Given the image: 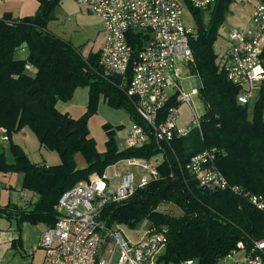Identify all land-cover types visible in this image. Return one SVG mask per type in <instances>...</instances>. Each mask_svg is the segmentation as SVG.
<instances>
[{"label": "trees", "instance_id": "trees-1", "mask_svg": "<svg viewBox=\"0 0 264 264\" xmlns=\"http://www.w3.org/2000/svg\"><path fill=\"white\" fill-rule=\"evenodd\" d=\"M37 1L39 7L33 16L15 18L5 13L0 17V127L8 132L14 160L9 163L2 152L0 174L22 175L21 189L37 196L29 209L10 203L0 206V218L16 220L18 232L26 223L54 227L59 218L56 206L68 190L88 183L94 175L102 177L122 161L150 162L161 156L162 161L156 166L158 180L138 188L128 200L102 210L98 221L106 229L135 230L147 221L149 231H164L168 243L157 264H220L240 251L239 243L249 253L264 240V211L250 201L251 196L264 201L263 93L250 114L249 104H239L241 90L219 68L215 51L221 27L235 0H217L207 12L187 7L196 24L204 27L205 37L197 29L198 38L191 41L195 59L191 73L199 77L198 96L206 110L199 119L200 129L170 143L155 140L127 94L134 63L142 50V35L129 36L132 58L126 75H111L99 64L100 52L84 56L71 41L49 30L62 0ZM24 51L27 56L17 58ZM80 88H88L89 103L86 113L73 119L57 105L70 102ZM102 98L114 109L126 111L132 123L144 127L150 133L149 142L140 148L121 149L115 137L116 130L124 127L114 129L104 124L108 139L105 151L99 152L90 137L88 123ZM180 105L173 97L162 117ZM24 129L33 132L42 148L57 153L60 164L33 163L12 140ZM212 150L213 167L228 182L227 190L202 187L186 170L193 156ZM78 155L83 157L84 167L76 161ZM232 187L238 192H233ZM163 205L175 206L182 215L159 211ZM17 244L22 245L21 237L12 241V247Z\"/></svg>", "mask_w": 264, "mask_h": 264}, {"label": "built area", "instance_id": "built-area-1", "mask_svg": "<svg viewBox=\"0 0 264 264\" xmlns=\"http://www.w3.org/2000/svg\"><path fill=\"white\" fill-rule=\"evenodd\" d=\"M87 7L103 25L105 43L100 50L99 64L111 75L124 77L129 69L132 49L129 36L142 35V50L133 66L127 94L134 101L139 117L145 122L158 143H170L200 129V120L191 126L180 124V106L191 104L192 96L199 95L200 80L192 74L191 94L180 86L179 63L191 69L195 65L191 41L198 35L184 26V7L207 12L217 0H73ZM228 44L219 56L218 66L228 80L240 88L238 102L248 105L257 91L264 97V0H257L246 30H232ZM173 97L181 103L172 107L164 117L162 111ZM150 133L136 123L126 131L128 148H140L149 142ZM0 140L9 142L6 129L0 127ZM215 151L193 156L186 170L199 184L209 190H227L228 182L213 167ZM139 168L140 174L128 171L116 175L114 182L105 173L94 175L88 183H80L65 192L56 206L58 221L46 228L39 247L44 251L42 264H157L168 243L164 231H148L138 241H128L120 228L106 229L99 220L102 210L109 204L131 198L138 188L159 179L156 166L142 160L126 161ZM233 192H238L232 187ZM252 205L264 211L261 197L251 196ZM239 252L244 256L239 264H264V240L257 242L249 253L242 243ZM104 250L106 260L100 257ZM233 254L232 256H234ZM231 257V256H230ZM182 264H196L186 261Z\"/></svg>", "mask_w": 264, "mask_h": 264}, {"label": "rangeland", "instance_id": "rangeland-1", "mask_svg": "<svg viewBox=\"0 0 264 264\" xmlns=\"http://www.w3.org/2000/svg\"><path fill=\"white\" fill-rule=\"evenodd\" d=\"M241 2L242 0H235V3L231 5L232 13L228 15V18H226L221 27L219 39L215 43V51L218 56L223 55L225 52V48L228 44L227 34L229 30L238 29L243 31L247 29L241 27L244 26V23H246L248 19L247 7L244 8ZM61 7L62 9H60ZM208 17L209 13H206L205 22H207ZM182 22L185 27L197 33V24L187 7L183 8ZM102 26L101 20L91 14L87 7L79 6L73 0H62L56 12V19L50 23L49 28L51 31L54 30V32H65L66 36L75 42V46L80 48L81 52L84 53L86 50L94 48L99 44ZM20 57L21 54L18 53L17 58ZM179 67L182 71L180 86L185 94H191L192 85L190 83V78L192 73L189 68L183 64L179 63ZM259 98L258 92L255 91L254 97L249 104L250 114L252 113L255 102H257ZM191 100V104H183L179 108L181 114L180 124L182 126H192L194 120L197 119V121H199L201 116L205 113L206 105L199 96H192ZM88 103V88H80L76 90L70 102H59L58 109L67 113L73 119H78L86 113ZM104 124H109L114 129L119 126L124 127L122 131L116 130L115 139L121 149L126 148L125 134L132 125L130 116L124 110H117L109 106L102 98L98 102L97 113L88 123L90 137L96 141L97 149L101 153L105 151V143L108 139L103 128ZM26 134L27 137L23 147L26 152H28L32 162L36 161L40 162V165H46L52 155L59 158L57 153L42 148L33 132L27 130ZM9 148L10 145L8 142H2L0 140V153H6L7 161L13 163V156ZM77 161L80 167L85 166V161L82 156L78 155ZM161 161L162 157L158 156L152 159L150 163L153 166H157ZM49 162L51 164L52 158ZM139 170V168L130 167L126 161H122L110 167L106 172L111 180L116 183L118 182L116 175L134 171L136 175L139 176ZM21 182L22 175L0 174V203L2 207L8 204L9 200L13 201V199L20 198ZM9 186H12V188L9 189ZM25 203L24 209H29L30 205H32L30 200L25 201ZM159 211L176 217L182 215V211L173 205H163L160 207ZM148 226L149 223L144 221L135 230H130L126 227H121L119 230L128 241L135 242L145 236V233L149 231ZM44 231V225L26 223L22 225L21 231L18 232L16 220L8 221L4 218H0V264H42L44 251L39 245ZM19 237H21L22 245L18 246L17 244L15 247H12V242L9 240L18 239ZM103 251L102 249L100 250V257L106 260L103 258ZM243 258V254L238 252L234 256L222 260L220 264H239Z\"/></svg>", "mask_w": 264, "mask_h": 264}, {"label": "crops", "instance_id": "crops-1", "mask_svg": "<svg viewBox=\"0 0 264 264\" xmlns=\"http://www.w3.org/2000/svg\"><path fill=\"white\" fill-rule=\"evenodd\" d=\"M256 2H257V0H246V1L242 0V2H241V5L244 8L247 7V16H248V19L246 20V23H244V26H241V27H243V29L244 28L246 29L251 25V19H252V15L254 12V8L256 6ZM234 3H235V1H234ZM38 7H39V3L37 0H0V17H2L5 13H10L15 18H23V17H27V16H33L37 12ZM60 9H62V7ZM57 10H56V12H57ZM230 13H232V9L230 10ZM49 27H50V24L48 25V28ZM49 30H50V28H49ZM232 30H238V29H232ZM232 30H229V32ZM51 32L54 33L55 35H57L58 37L64 39V40L71 41L75 45V42H73V40L71 38L66 36L65 32H61V31L60 32H54V30H52ZM229 32H228V34H229ZM228 34H227V36H228ZM99 39H100L99 44L96 45V47H94V48H90V49L86 50L83 53L84 56H87L88 54H90L92 52L93 53L100 52V50L102 49V47L105 43V35L103 32V26L101 28V35H100ZM20 54H21L20 58H25L27 56V53L25 51L21 52ZM57 108H58V105H57ZM61 112H63V111H61ZM63 113H65V112H63ZM27 130L28 129H24L21 132H19L18 134L13 135L12 140L15 144L19 145L25 151V153L29 156L28 152H26L25 148L23 147L24 141L27 137V134H26ZM6 158H7V156H6ZM51 158H52V162L50 164L49 161L51 160ZM51 158H49V161L47 160L48 162H47L46 166H56V165L60 164L61 161L59 158H57L53 155ZM76 161H77V156H76ZM33 163L40 164V162H36V161H34ZM10 188H12V186H9V189ZM28 200H30L31 204H33L37 200V196L31 192H28V191L21 189L20 198L13 199V201L9 200L8 203L14 204V205L18 206L19 208L24 209V207L26 205L25 201H28ZM0 206H1V203H0ZM45 229H46V226H44V230ZM13 240H15V239H13ZM13 240L10 239L9 241L12 242Z\"/></svg>", "mask_w": 264, "mask_h": 264}, {"label": "water", "instance_id": "water-1", "mask_svg": "<svg viewBox=\"0 0 264 264\" xmlns=\"http://www.w3.org/2000/svg\"><path fill=\"white\" fill-rule=\"evenodd\" d=\"M197 28L199 30V34L201 37H205V33H204V27L202 26L201 23H197ZM262 101H264V97L262 98Z\"/></svg>", "mask_w": 264, "mask_h": 264}]
</instances>
